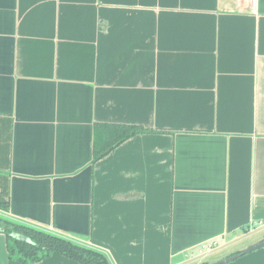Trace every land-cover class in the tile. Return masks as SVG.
I'll return each instance as SVG.
<instances>
[{"label": "crops", "instance_id": "obj_1", "mask_svg": "<svg viewBox=\"0 0 264 264\" xmlns=\"http://www.w3.org/2000/svg\"><path fill=\"white\" fill-rule=\"evenodd\" d=\"M97 125L137 131L96 157ZM0 203L109 264L262 241L264 0H0Z\"/></svg>", "mask_w": 264, "mask_h": 264}, {"label": "trees", "instance_id": "obj_2", "mask_svg": "<svg viewBox=\"0 0 264 264\" xmlns=\"http://www.w3.org/2000/svg\"><path fill=\"white\" fill-rule=\"evenodd\" d=\"M136 131V129L127 126L97 125L94 141L96 157L110 151L115 145ZM0 206L3 207L4 205L0 203ZM0 229L6 238L9 259L20 264H35L53 254L61 255L78 264H109L105 256L97 251L73 244L59 236L10 222L1 217ZM13 233L29 239L30 243L16 240L11 236ZM199 264H212V262L204 261Z\"/></svg>", "mask_w": 264, "mask_h": 264}, {"label": "water", "instance_id": "obj_3", "mask_svg": "<svg viewBox=\"0 0 264 264\" xmlns=\"http://www.w3.org/2000/svg\"><path fill=\"white\" fill-rule=\"evenodd\" d=\"M1 231H2V229H0V232ZM11 236L13 238H15L16 240L30 243L29 239L23 237L20 234L13 233V234H11ZM263 247H264V239L262 241H259V242L255 243V244H252V245L248 246L247 248L241 250L239 253L233 254L232 256L227 257V258L220 259V260H218V261H216V262H214L212 264H228V263H232L235 260H238L241 257H244L246 255H249L250 253L255 252V251H257V250H259V249H261Z\"/></svg>", "mask_w": 264, "mask_h": 264}, {"label": "rangeland", "instance_id": "obj_4", "mask_svg": "<svg viewBox=\"0 0 264 264\" xmlns=\"http://www.w3.org/2000/svg\"><path fill=\"white\" fill-rule=\"evenodd\" d=\"M252 253H253V252H252ZM231 254H232V253H231ZM231 254H230V252H229V251H228V252H226V253H224L222 256H226V257H222V259H223V258H227V257H230V256H232ZM250 254H251V253H250ZM250 254H249V255H250ZM246 256H247V255H246ZM244 257H245V256H244ZM241 258H242V257H241ZM241 258H240V259H241ZM240 259H238V260H235L234 262H232V263H228V264H234V263L238 262ZM210 260H211V259H210ZM210 260H208V261H210Z\"/></svg>", "mask_w": 264, "mask_h": 264}, {"label": "built area", "instance_id": "obj_5", "mask_svg": "<svg viewBox=\"0 0 264 264\" xmlns=\"http://www.w3.org/2000/svg\"><path fill=\"white\" fill-rule=\"evenodd\" d=\"M252 3H255L257 0H250ZM206 250V252H210L211 250H212V248L211 247H209V248H207V249H205ZM204 250V251H205ZM203 250L202 251H199V254H202V252H204Z\"/></svg>", "mask_w": 264, "mask_h": 264}]
</instances>
